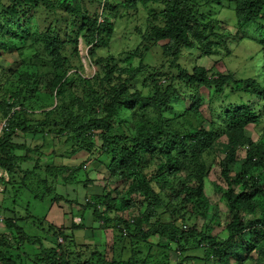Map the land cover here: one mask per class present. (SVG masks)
I'll return each mask as SVG.
<instances>
[{"label": "trees", "instance_id": "1", "mask_svg": "<svg viewBox=\"0 0 264 264\" xmlns=\"http://www.w3.org/2000/svg\"><path fill=\"white\" fill-rule=\"evenodd\" d=\"M45 1L1 0L0 39L3 45L11 46L20 56H18V62L0 67V86L3 78L6 82L4 92H8L6 93L8 94V101L1 113L0 122L7 117L10 118L8 121V132L4 133L0 138V169L6 171L9 176V180L3 182L2 194L7 193L12 184H17L15 178L20 173L17 176L21 180L20 183L23 186L25 182L31 186H36L35 192L39 200H42L45 194L48 197L51 196L50 193L55 195L54 199L52 198L53 202L58 203L63 198L55 192V186L53 185L54 182L58 181L59 176H63V167H58L54 164L50 165V167L45 165L42 169L44 177L41 178L34 171V169H39L38 173L41 171L39 159L36 158L33 169H21L23 163L28 160L29 153L34 151L40 154L39 149L43 148V145L42 147L34 145L32 149H27L26 143L17 142L19 134L23 138L26 137L33 141L39 138L40 141L42 139L46 140L48 134H52L58 139V142L61 141L59 144L69 145L67 150H71V153H68V156L80 152L98 134L102 137V145L100 147V150L103 151L102 157L105 155L106 158H110V161H112L111 166L113 169L115 168V172H124L123 187L126 186L127 188L126 197L123 198L122 204L124 207L129 206V203L133 201L136 202V207L142 208L145 205L146 210H148L159 202L150 181L144 176L145 169L139 166V162L144 157L142 154L145 151H150L152 154L155 153L154 157L159 159L160 162V172L158 171L157 174H154L156 176L154 179H161L163 182L169 181L171 184L177 183L182 186L180 193L185 195L183 202L190 205L192 212H198V214L208 213L209 201L203 197V187L205 178L209 175L212 160L207 165L205 158L209 157L208 155L214 148L216 152L225 154L219 165L221 166L220 177L225 183V197L228 199L227 202L232 211V222L226 226V231L228 232L227 240L221 241L217 237L218 235L208 237L206 233L203 235L194 230L193 226L190 227L188 225L190 217L180 212L177 213L179 224L176 223L175 227L172 228L171 223L158 224L156 229L158 230L157 234H160L169 240L170 244L174 245L198 239V241H195L198 243L196 247H200L204 253L202 260L209 264H230V258L238 256L239 251L243 248L242 239L245 236L249 235L255 228H260L264 232V177L261 175L264 173V131L260 130L257 143H254L244 135L247 126H264V86L254 79H235L227 75H222V77L216 75V78L212 79V75L209 77L208 70L204 68H197L191 74L183 72L184 87L193 89V92L187 98L191 102H194L199 97L198 89L201 86H207V88L214 86L210 104L223 103L222 107L225 109L222 114V124L226 122L228 126V130L223 133L228 140L226 143L213 144L214 136L218 134L215 129L222 125L217 123V121L214 123H217L218 126L215 127L214 124H211L209 130L199 127L194 129L187 127L188 129L182 130L168 129L161 127L159 124L152 128H146L141 125V131H144L137 133L138 135L135 138L127 135L128 137L114 136L106 139L102 134L114 129V120L121 112L120 109L124 104H126V110L135 108L140 111L139 108L144 106L161 115L163 111H167L169 106L174 107L172 105L173 97L185 98L171 85L163 88L158 86L157 82L155 83L156 87L150 90L151 93L149 91L146 95L135 91L133 93H138V95L122 97L121 92L122 90L129 91L128 87L131 83L137 82L141 76L145 77L144 73L149 70V66L143 64L145 53L156 49L153 51L156 54L160 50V57L162 58V54L168 50L172 58L177 60L184 49L192 48L191 45L192 43L194 44V38H201V26L206 25L204 21H208V19L204 14L197 15L195 17L196 24H194L193 20H190V17L184 15L183 11L180 10L181 0H100L97 1L98 10L92 18L87 17L83 13L86 10L81 9L78 4L63 2L61 5L54 6L50 0L52 3L51 20L53 30L50 31L52 35L47 36L40 26H37L33 41L39 46L42 44L44 36H47V38H52L48 39L49 42L58 48L60 34L65 37L67 44L73 43L74 56H78L76 48H78L79 42L88 47V57L91 61V56H96L99 50L104 49L101 52L106 53L110 44L112 45L114 42L120 43L121 41L124 43V40H127V43H134V45L124 50L123 56H126L129 62L133 61V57H135V60L138 57L139 60L138 66L129 69L133 70L130 73L131 77L129 80L120 82L116 87L110 86L109 92L103 91L102 101L96 102V105L93 103L82 107L77 106L74 111L70 110L67 113V117H65L63 111L57 109L41 114V116L45 115L43 117H36L35 109L37 107L34 105L30 107L29 104L33 98V92L36 90L32 87L34 85L33 80L39 75V70L43 71V68L51 70L50 77L53 78L50 81L51 92L56 88L55 97L60 100L67 92V86L72 84V82L78 81L90 86V83L97 77L96 74L87 79L82 78V73L79 69L82 65L73 68V71L70 69L72 65H68L66 71L60 73L61 63L64 62L60 58L54 57L51 61L41 59L39 61L40 64H38V58H34L36 57L35 55L24 52L25 55L22 58V54L18 53L16 42H20L21 39L19 37L24 36L22 34L23 28L28 31L27 27H29L36 10L44 7ZM228 2L230 4L234 3L233 14L239 28L252 27L256 30L259 22L264 24V0H229ZM7 3L8 5L5 6L4 4ZM206 3L208 6L210 5V1L207 0ZM149 4L150 7L147 8L148 12L143 17L141 26L139 24L133 27L137 39L134 40L135 36L131 39L118 37L116 34L117 27L134 19L132 17L139 13L140 7L145 9ZM152 5L154 7H151ZM48 6L50 7V5ZM56 8L66 12L69 11L73 18L79 19L80 17V29H76L73 20L66 21L64 18L63 27H58L62 19L56 17L59 15L54 13ZM66 12L63 11V13ZM150 14L153 16L151 17ZM45 22L47 21L44 19ZM259 28L263 32L260 43L264 48V25ZM132 40L134 42H131ZM99 60L101 58L96 59L94 65H98ZM29 63L32 64L28 65ZM36 66L37 68L39 66V70L34 75H23L28 69ZM133 66L135 65L133 64ZM22 70L26 71H23L25 73L20 75ZM108 74L110 75V71ZM22 75L21 82L17 78ZM119 79H121L120 76L118 77ZM57 82H61L60 85L56 86ZM146 86L149 89V85ZM233 96H237L234 101L231 100V98H234ZM244 97L250 98L248 101L254 98L258 103L249 107ZM28 121H34L36 125L27 126L28 123L26 122ZM23 123H26V126L21 127L23 129H19ZM36 128L44 131L39 137H37ZM109 146H112L111 150ZM244 147L246 148L244 149ZM238 149H244V156L241 159H237ZM237 162L239 170L237 173H232L230 165H235ZM100 164L108 171L106 161H100ZM252 173L256 174V176L253 175L251 177L249 174ZM184 175L195 179L197 185L186 187L184 182H180L181 179H184ZM48 177L52 185L50 181H47ZM48 182L49 186L47 187ZM248 183H252V185L246 187ZM41 187L44 188L42 189ZM238 188H241V191L235 193ZM33 198L35 199L36 196ZM113 199L114 197L110 194L94 195L88 199L91 202L87 207L85 206L87 203L80 205L83 209L95 208V216L97 215L100 218V214L96 213V208L106 205L108 209H111L108 203L113 204ZM63 201L71 202L65 199ZM100 203L104 205H100ZM136 207L133 208V213L130 217L119 216L112 224H109L107 222L108 219H105L103 221L106 225H109L100 227L101 232L107 231L106 229L109 232L111 231L113 235L112 241H114L112 250L119 251L117 261H106L104 256L97 251L91 253V256H88L91 258L86 261H80V254H78L77 259H71L70 255L60 252L62 245H59L58 239L63 237L67 248L66 251L71 250L69 245L72 244L71 235L74 236L73 232L68 238L69 235H65L61 227H56L58 228L55 229L57 234L53 235V237H48V240H46L40 235L30 234L22 226V223L29 222L31 227L42 230L44 224L40 221L41 218L34 217L30 213L23 216L17 213V216L4 217L3 223L7 233H0V264H148V260L151 262L152 258H136L143 252L147 254L146 252L149 251L152 245V242L148 241V239L154 233H152L148 225V213L139 212ZM180 209L181 206L179 205ZM3 211V208H0V213ZM255 212L261 214L257 219L252 218ZM93 221L97 222L96 218ZM50 226L49 224L47 225V232L48 229L55 228ZM72 227L74 228L73 231L85 229V224L80 222L79 224H73ZM163 250L167 252V248ZM122 254L130 257L126 259V256ZM193 259L195 258H184V261H192Z\"/></svg>", "mask_w": 264, "mask_h": 264}, {"label": "rangeland", "instance_id": "2", "mask_svg": "<svg viewBox=\"0 0 264 264\" xmlns=\"http://www.w3.org/2000/svg\"><path fill=\"white\" fill-rule=\"evenodd\" d=\"M51 1L54 6L61 5L63 2L78 4L81 9L86 10L83 13H85L87 17L92 18L94 17V13L98 10L97 1L100 0ZM206 1L207 0H181L180 10L183 11L184 15L190 17V20H193L194 24H196L195 17L197 15L204 14L208 21H211H204L206 25L201 26V38L199 37L193 39L194 44L192 43V48L184 49L181 56L177 60L172 58L170 51L168 50L162 54V58L160 57V50L157 51L156 54L153 52L156 49L152 52L145 53L143 64L149 66V70L144 73L145 77L141 76L138 78L137 82L131 83L128 87L129 91L122 90L121 92L122 97L126 95L132 97L138 95V93H133L135 91L146 95L153 89V87H156L155 83L157 82V85L162 86L163 88L167 85H171V87L177 89L181 95H184L185 98L180 99L178 97H173L174 99L172 105H174V107L169 106L167 111H163L161 115L154 112L149 107L144 106L143 108H139L140 111H137L135 108L126 110L127 107L126 104H124L120 109L121 112L114 120V129L112 131H107L105 134L103 133V137L109 139L114 136L126 137L128 135L132 136L131 138H135L139 133L144 131H141V125L146 128H152L156 124H159L161 127L168 129L175 128L177 130H182L199 127L201 129L209 130V126L211 124H214L215 127L218 126L217 123L222 124V114L225 109L222 107L223 103L217 102L213 105L210 104V97L214 86L212 85V88H207V86L198 87L199 97L194 102H191L187 98L193 92V89H186L184 87L185 83L183 80V72L191 74L197 68H204L208 70L209 77L212 75V79H215L216 75H218V77L227 75L228 77L231 76L235 79H254L264 86V48L260 43L263 32L259 28L264 24L259 22L256 30L252 27L239 28L233 14L234 3L230 4L228 2L229 0H208L210 1V5L208 6ZM1 5L2 3L0 0V8ZM4 5H8V3ZM48 5H50V7ZM51 5L52 3L50 0H46L44 7L36 10L31 22L29 23V27H27L28 31L23 28L22 34L24 36L19 37L21 39L20 42H16L18 53L22 54V58L25 55L24 52H26V54L35 55L36 57L34 58H38V64H40L39 61H41V59L51 61L54 57L60 58L64 60V62L61 63L62 66L60 67V73L66 71L68 65H72L70 68L71 71H73V68H77L82 65V67L79 68L82 73V78L87 79L96 74L97 77L90 83V86L87 84L84 85L78 81L72 82V84L67 86L68 90L60 100L55 97L56 88L53 92H51L50 81L53 79L50 77L51 70L49 71L47 68H43V72L39 70V66L38 68L36 66L32 69H28L26 73L23 72L26 70L20 71V75L21 73H25L23 75L31 76L39 70V75L33 80L34 85H32V87L36 90H34L33 98L30 100L31 103L29 104L30 107L33 105L37 107L35 109L36 117H43L45 115L41 116V114H45L54 109L63 111L65 117H67V113L70 110L74 111L77 106L82 107L93 103L96 105V102H101L103 91L109 92L110 86L116 87L120 84V82L129 80L131 77L130 73L133 71L129 69L138 66L139 58L137 57L135 60V57H133V61L129 62L126 56H123V51L134 45V43H127V40H124V43L121 41L120 43L114 42L112 45L110 44L106 53L101 52V50L104 49L99 50L96 56H91V61L93 60V62H91L88 57V47H85L84 44L80 42L78 45L76 43L78 47L76 48L78 56H74L73 43L67 44L63 35L59 34L60 43H58V48H56L48 40L49 38H52H47V36L52 35V32L50 31L53 30ZM148 7H150V4L145 8L146 10L140 7L139 13L132 17L134 19H131L128 23L118 26L116 29L117 36L120 38L128 37L130 39L134 36L136 37L133 27L139 24V26H141L143 23V17L148 12ZM151 7H154V5ZM63 11L66 12L65 10H60L59 8H56L54 11L55 14H59L56 17L62 19V22H60L58 27H63L64 18L66 21L73 20L76 29H80V17L79 19L76 17L73 18L69 11L66 13H63ZM150 15L151 17L153 16L152 14ZM44 19L47 22L44 23ZM148 19L151 20L150 18ZM37 26H40L45 34H47L46 37L44 36L40 46L33 41V38L35 37V28ZM136 39L137 37L134 40ZM134 40L131 42H134ZM209 41L211 42V45ZM155 48L159 49L158 47ZM18 56L19 54H17L11 46L3 45V42L0 39V67L18 62ZM98 58H101V60H99L98 65H94L96 59ZM78 60L81 63L80 65ZM113 61L114 63H112ZM31 64L32 63H29L28 65ZM133 64L135 66H133ZM71 71L69 72L72 73ZM109 71L110 75L108 74ZM23 75L17 78V80L22 82ZM119 76L121 79L118 80ZM60 83L57 82L56 86H58V84L60 85ZM5 84L6 82L2 78L0 86V120L1 113L5 109L6 102L8 101V94H6L8 92H4ZM146 85H149V89ZM13 89L15 90L14 87ZM233 97L234 98H231V100L234 101L237 99V96ZM248 99L250 98L244 97V100L247 101L249 107L258 103V101L254 100V98L250 101H248ZM190 107L191 109H189ZM215 121H217V123H214ZM26 123H28L27 126L36 125L34 121H28ZM26 123H23L19 129H23L21 127L26 126ZM245 129L246 131H244V135L250 138L254 143H257L259 140V132L260 130L264 131V126L253 127L250 125ZM226 130H228L226 122L215 129L218 134H215L214 136V145L219 142L226 143L228 141L223 135ZM36 131V134H38L37 137L42 135L44 132L39 128H36ZM90 141H88L90 143L86 144L84 149L80 152L68 156L67 154L71 153V150H69L70 152L67 150L69 145L59 144L61 141L58 142V139H56L52 134H48L46 140L42 139V141H40V138L36 141L26 137L23 138V136L19 134L17 142L26 143L27 149H32L34 145H40V147L43 145V148L39 149L40 154L39 152L35 153L34 151L29 153L28 160L23 163L27 166L23 165L22 169H24V167H28L27 169L31 170L34 166L36 158L39 159L41 167L40 173H36L38 176H41V178L44 177L42 174V169L45 166L44 164H48L47 167H50V165L53 164L58 167H63V176H59L58 181L53 183L55 186V192L63 198L58 203L53 202L52 198L54 199L55 195L54 193H50L51 196L48 197L45 194L42 200H39L38 195L29 183L25 182L24 186L20 183V178V181L17 178L20 173H18L15 178V182H17V184L11 185L13 189L9 187L7 193H0V201H2V204H5L7 207L3 208V210L6 211H3L0 214L1 217L4 214L6 217L10 213L13 214L10 216H17V213L22 216L30 213L34 217L37 216L49 219L51 222L55 223L50 227L55 228L48 229V232V224L45 223L44 219L40 220L44 224L42 230H37L36 228L31 227L29 222H25L24 224L22 223L24 229L28 230L30 234L40 235L41 237L46 238V240H48V237L50 238L57 234L55 229H58L56 228L58 226H61V230L64 231L65 235H69L68 238H70V234L73 232L74 236L71 235L72 244L69 245V249L71 250L66 251L67 248L63 237L58 239L59 245H62V250L60 249V252L70 255L71 259H77L78 254H80V261L88 260L91 257L87 256H91V253L97 251L95 245L86 246L85 244H82L83 242L102 240L104 238V234H100V227L102 228L104 225L107 226L112 224L119 216L130 217L133 213V208L136 207V202L133 201L129 203V206L124 207V205H122L123 198L126 197L127 189L126 186L123 187V181L125 179L124 172H115V168L113 169L111 166L112 161H110V158H106L105 155V157H102L103 151L100 150L102 137L96 134V136ZM115 143L118 144L117 142ZM109 147L111 150L112 146ZM245 148L246 147H244V149ZM244 149L237 150V159H241V157L244 156ZM66 150L67 152H65ZM213 150L210 152V155H208L209 157L205 158L207 165L211 163V160L212 165L210 167V172L208 173L209 175L205 178L203 187V197L209 201V210L208 213L206 212L203 214H198V212L193 213L190 205L183 202L185 195L180 193L183 188L182 186L177 183L171 184L169 181L163 182L161 179H157L158 181L154 179V177H156L154 174L158 173L160 165L159 159L154 157L155 153L152 154L150 151H145L142 154L144 157H142V160L139 162V166L140 168L145 169L144 176L150 181L151 187L156 193L159 202L156 206L148 210H146L145 205L142 208L136 207L139 212H145V214L148 213V225L152 233H154L148 239V241L152 242V245L150 246L149 251H145L147 254L143 252L136 259L150 257L152 259L151 262L148 260V264H209L202 260L204 253L200 247H196L198 246V243L195 241H198V239L189 241L188 243L182 242L179 245H174L170 244L169 240L165 239L160 234H157L158 230L156 227H158V224L171 223V227H175L174 225L179 222V220H177V213L179 212L190 217L188 225L190 227L193 226L194 230L203 235L206 233L208 237L218 235L217 237L221 241L227 240L228 232L226 231V226L232 222V211L227 202L228 199L225 197V183L220 177L221 166L219 165L220 160L224 158L225 154L222 152L218 153ZM52 151L54 152V155L51 153ZM100 161H106L108 171L102 164H100ZM230 169L232 173H237L239 170L238 162L235 165H230ZM249 175L251 177H253V175L256 176V174L253 173ZM261 175L264 177V173ZM47 181H50L49 177ZM180 182H184L186 187H193L197 185L195 179L189 178L186 175H184V179H181ZM38 184L41 186L39 181ZM84 185L86 186L82 187ZM249 185H252V183H248L246 187ZM48 186L49 182L47 184V187ZM89 187L92 188V192L96 193L98 196H101L102 194H110L114 197L113 204L108 203L111 209H108L106 205L98 206L96 208V213L100 214V218L97 215L95 216V208H80V206L84 203H87V205H85L87 207L91 202L88 200L90 195L87 194L86 190V188ZM41 188L43 189L44 187ZM239 191H241V188L236 189L235 193H239ZM85 194L88 195L87 198H84ZM33 196H36V198L34 199ZM3 197H5V201H3ZM14 199L15 201H12ZM64 199L71 202L67 203L63 201ZM100 205L104 204L100 203ZM179 205L181 206L180 210ZM84 210L85 214L88 215V220L85 222L87 224L84 223L85 228L89 227L92 223L91 219L96 218L97 222H93L88 229L73 231L74 228L72 225L79 223V218L82 214H84ZM260 216L261 214L255 212L253 213L252 218L257 219ZM105 219H108L107 222L109 224H105L103 221ZM0 225L2 226L1 221ZM106 230L107 232L105 231V233H108V235L112 234L111 231L109 232L108 229ZM59 241H63V243H60ZM242 241L243 248L239 251L238 256L230 258V264H264V232L260 228H255L249 235L245 236ZM166 248L167 252H164L163 249ZM127 257L130 256L127 255L126 259ZM191 257H194L195 259L192 261H184V258L190 259Z\"/></svg>", "mask_w": 264, "mask_h": 264}, {"label": "crops", "instance_id": "3", "mask_svg": "<svg viewBox=\"0 0 264 264\" xmlns=\"http://www.w3.org/2000/svg\"><path fill=\"white\" fill-rule=\"evenodd\" d=\"M53 155H54V152L52 151L51 152ZM24 166H27V165H25V164H23ZM23 165L21 166V169L23 168ZM44 165H48V164H44ZM55 165V164H54ZM57 166V165H56ZM28 168V167H27ZM26 167H24V169H22V170H28ZM33 169V168H32ZM34 171L35 172H39L37 169H34ZM19 179V178H18ZM86 185H84V186H82V187H85ZM33 187V189H34V191H35V188H36V186H32ZM86 190H87V194H89L90 195V197H93L94 195H96V193H94V192H92V188H86ZM3 192V191H2ZM2 192H0V193H2ZM87 194H85L84 195V198H87L88 197V195ZM33 197H35V196H33ZM3 201H5V197H3ZM12 201H15V199L14 200H12ZM12 201H10V202H12ZM2 206V207H1ZM0 207L1 208H5L6 207V205L4 204H2V201H0ZM7 208V207H6ZM80 208H82L81 206H80ZM4 211H6V210H4ZM1 214V213H0ZM10 215H12V213H10V214H8L7 216H10ZM6 216V217H7ZM5 217V214L4 215H2V217H1V215H0V221H1V223H2V226L0 225V233H3V230H4V232L5 233H7V229L5 228V224L3 223V220L6 218H4ZM74 217V216H73ZM39 218H41V219H44V221H45V223H47V224H49V225H52V224H55V223H53V222H51L49 219H47V218H42V217H39ZM79 218V217H78ZM88 220V215L87 214H85V210H84V214H82V216L79 218V223L81 222V223H85L86 221ZM92 220V223L94 222L93 221V219H91ZM78 223V224H79ZM92 223L89 225V227L92 225ZM85 224H87V223H85ZM58 227H61V226H58ZM89 227H86L85 229H88ZM100 232V231H99ZM107 232V231H106ZM99 234V233H98ZM100 234H104V238L102 239V240H100V241H88V242H83L82 244H85L86 246H88V245H95L96 246V249H97V252H99V253H101L103 256H104V259L106 260V261H117V259H118V253H119V251H113L112 249H113V247H114V241H112V234H110V235H108V233H105V231L104 232H100ZM108 239H110V240H108ZM62 242V241H61ZM63 243V242H62ZM88 257V256H87ZM83 261H86V260H83Z\"/></svg>", "mask_w": 264, "mask_h": 264}, {"label": "built area", "instance_id": "4", "mask_svg": "<svg viewBox=\"0 0 264 264\" xmlns=\"http://www.w3.org/2000/svg\"><path fill=\"white\" fill-rule=\"evenodd\" d=\"M9 117L3 119L0 124V138L3 136L4 133L8 132L9 127ZM9 180L8 174L0 169V192L2 191V182H7ZM185 228V227H184Z\"/></svg>", "mask_w": 264, "mask_h": 264}, {"label": "clouds", "instance_id": "5", "mask_svg": "<svg viewBox=\"0 0 264 264\" xmlns=\"http://www.w3.org/2000/svg\"><path fill=\"white\" fill-rule=\"evenodd\" d=\"M6 172V171H5ZM8 178H9V176H8ZM2 190H3V182H2ZM2 192V191H1ZM60 243H62L61 241H59Z\"/></svg>", "mask_w": 264, "mask_h": 264}]
</instances>
